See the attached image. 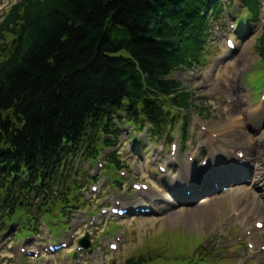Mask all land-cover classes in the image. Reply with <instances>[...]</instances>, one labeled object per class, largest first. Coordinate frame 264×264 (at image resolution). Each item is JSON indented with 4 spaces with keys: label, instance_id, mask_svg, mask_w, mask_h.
I'll list each match as a JSON object with an SVG mask.
<instances>
[{
    "label": "trees",
    "instance_id": "1",
    "mask_svg": "<svg viewBox=\"0 0 264 264\" xmlns=\"http://www.w3.org/2000/svg\"><path fill=\"white\" fill-rule=\"evenodd\" d=\"M208 2L28 0L13 7L0 26V147L3 134L10 142L3 152L49 165L63 140L77 139L85 114L106 103L120 108L125 99L133 121L160 132L169 109L189 108L191 94L168 78L200 53L194 16ZM245 3L259 13L261 0ZM13 107L25 115L22 129L2 118Z\"/></svg>",
    "mask_w": 264,
    "mask_h": 264
},
{
    "label": "rangeland",
    "instance_id": "2",
    "mask_svg": "<svg viewBox=\"0 0 264 264\" xmlns=\"http://www.w3.org/2000/svg\"><path fill=\"white\" fill-rule=\"evenodd\" d=\"M16 0H0V16L1 14ZM238 17L236 16V12H231L226 21L224 22L222 27L216 28V34L220 42V48L218 57L213 60L203 71H199L196 69L194 71H179L176 73L177 79H179L183 85L193 92V94L197 95L195 99V104L198 109L203 110V116L200 118L195 111H192L188 116L180 119V126L183 128L185 126L188 131V140L184 147H187L189 143L194 142L197 135L194 133L197 132L198 128L195 126L197 122H201L200 125H213L214 123L223 122L224 120H230L234 115H240V108L237 103L230 105V96L232 95L233 84L232 81L235 78V74L242 66L245 68V72L241 74L240 83L238 84L240 88L245 89L244 78L250 71L253 70V65L258 63L259 59L255 52L256 39L259 37L261 32V24L264 21L259 20L257 22H253L251 24V33L246 34L243 38V41L240 46V51L237 56V60L232 59L234 54L229 55L226 53L224 44L225 38L228 34L229 22L236 21ZM226 54L227 61L223 62L220 60V54ZM230 61V62H228ZM220 66L219 78L218 81H222L218 86L214 82V71L217 67ZM264 66V62L255 65V71L251 75V77L258 76V73L261 72L262 67ZM261 70V71H260ZM175 77V78H176ZM204 80L207 83H204ZM229 80V82H228ZM251 87L255 90L256 94L259 91V85L255 82L251 83ZM220 89V91H215L213 89ZM264 95V89H263ZM248 105L250 102L248 101ZM247 105V107H248ZM260 119L258 117H254L252 122L254 125L259 123ZM235 122H233V125ZM264 125V121L261 126ZM255 129H251V132H254ZM138 139L142 140L145 146L150 147V141L146 137V133H142L141 135H136ZM176 137V136H175ZM226 140H230L231 143H234V139L229 135L222 136ZM258 139L264 138V128L263 131L255 136ZM190 140V142H188ZM125 141V140H124ZM264 143V142H263ZM164 142L158 143L157 145H163ZM233 146V145H231ZM192 150V148H189ZM186 151V149H185ZM203 150L200 151L199 162L200 159L205 155L202 154ZM121 159L126 162L129 167V173L131 174V179L138 178V181H146L150 184L151 176L143 171V167L141 166L144 161V157L139 156L138 154L130 151V142L125 141L120 148ZM167 153L169 151L167 150ZM209 153V151H208ZM186 154V153H185ZM202 154V155H201ZM185 160L186 158L183 157ZM86 173L89 175H94V171L92 168L85 169V165H80ZM89 167V166H88ZM96 171V170H95ZM104 173V172H103ZM102 173V174H103ZM112 185L109 187L110 190H119L121 184L123 182L122 179L118 178L116 171L111 172ZM127 187L130 185V180L127 181ZM250 182L247 181L246 185H249ZM90 185L88 183L86 187ZM85 187V189H86ZM136 194H132V197L135 198ZM160 197L158 193L153 192L152 198ZM223 199L217 198L215 200H210L213 203L206 205V201L201 203H196V205L189 210H176L172 213V215L163 218L150 219L146 222H137L133 224V229H135L134 235H130L128 238L127 244L120 250L118 253H110L109 254V263L108 264H123L129 257L137 256L141 254H157L162 250L160 248L163 246L164 250H168L173 254L175 258H164L159 261V264H181L180 255L177 251H175L171 247H167L166 241H168L171 245L174 244V248L176 249V241L178 240L183 247L193 246L195 244V239L191 237L192 235L197 237L200 240L199 248L195 251L200 254L201 249H207L208 252L211 251V247L218 250L216 254H218L220 259L229 258L232 262L242 263L246 261L245 257H237L233 255L231 250L234 248L233 246L229 247L227 250H222L221 246H217V244L213 245L212 239L218 237V235L225 230L226 232L230 227L233 226L231 220L226 218V214L230 211L234 210V205L238 204L242 206L245 201L249 203H253L258 198V193L252 195V193L248 192L245 196L241 190H236L234 192H227L223 196ZM204 198H200L198 201H202ZM208 201V202H210ZM168 207V205L166 206ZM159 211H162L161 205H159ZM218 209L219 213H213L214 210ZM235 212H232L231 216H233ZM161 216V215H160ZM168 220V222H167ZM238 224V223H237ZM250 227H254V222L250 224ZM67 224L59 223L55 226H49L48 231L54 232V235L58 236L65 229H67ZM245 228H239L238 232L234 233V236L239 235ZM124 227H119L114 224H110L108 227L104 229V232L98 233L94 238V248L97 249L102 240L110 235L118 233L119 231H124ZM181 231V233H179ZM167 232V234H166ZM170 232V234H169ZM187 234L191 235H185ZM177 236V238L174 236ZM264 242V232H260L259 236ZM229 242L228 239L222 238L221 243ZM4 245V244H2ZM11 243L4 248V250L0 254V264H12V261L9 260L12 253H16L14 250H10ZM76 249V246L74 247ZM220 249V250H219ZM224 252H228V256L223 254ZM65 253V252H63ZM74 252L70 253V256L73 258ZM155 257H159V255H155ZM178 257V258H177ZM262 260V258H261Z\"/></svg>",
    "mask_w": 264,
    "mask_h": 264
},
{
    "label": "bare ground",
    "instance_id": "3",
    "mask_svg": "<svg viewBox=\"0 0 264 264\" xmlns=\"http://www.w3.org/2000/svg\"><path fill=\"white\" fill-rule=\"evenodd\" d=\"M240 73L241 72L239 71L238 74ZM218 90L219 89H217L216 91ZM238 125L240 127V131H236V132L241 138H244L245 134L243 133V129L247 125L244 117L241 118V122ZM228 126H229V123L227 121L219 122L216 127L214 128L209 127L208 130L216 131L215 133H220L219 130L222 131V129H225ZM205 142L208 146H210L213 140L207 136ZM236 146H238L237 143H236ZM229 148L231 149L232 147L230 146ZM239 150H240L239 152H243L242 150H244L246 152L245 154L246 156H247V151H248L250 158H252L255 155L257 156L255 160H252L254 162L252 166L254 167V169L256 168V171H258L257 174L254 176V181H255L254 185L256 186V191L260 193L261 191L264 190V172H262V168L264 167V158H263L264 157V145H262L259 142V140L254 139L253 137H249L248 143L246 145H242L241 149ZM209 152H211V157L213 159L218 154L224 153L222 151L221 146H218V145L214 146L213 148H209ZM227 155L230 157V154H227ZM257 163H261L262 165L258 166ZM190 169L191 168H190V164L188 163V161H185L180 165V173L182 174H188L190 172ZM261 200H262L263 205L261 204ZM252 206L254 208L252 212H254V214L257 215L258 217H262L264 219V196H260V200L256 202V206L255 205H252Z\"/></svg>",
    "mask_w": 264,
    "mask_h": 264
}]
</instances>
